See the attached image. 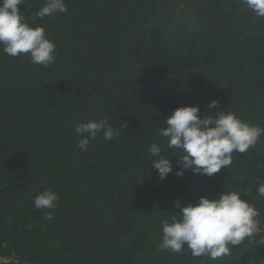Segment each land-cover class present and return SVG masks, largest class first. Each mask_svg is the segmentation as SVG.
<instances>
[{"label":"trees","instance_id":"obj_1","mask_svg":"<svg viewBox=\"0 0 264 264\" xmlns=\"http://www.w3.org/2000/svg\"><path fill=\"white\" fill-rule=\"evenodd\" d=\"M67 11L36 12L44 0L18 5L45 28L55 62L11 57L0 45V256L19 264H259L264 260V135L212 176L186 170L159 128L172 111L210 100L264 128V18L242 0H64ZM107 118L119 130L81 151L80 122ZM152 143L170 157L164 179L149 164ZM51 188L52 209L34 197ZM225 189L260 212V231L217 261L161 249V221L176 203Z\"/></svg>","mask_w":264,"mask_h":264},{"label":"clouds","instance_id":"obj_2","mask_svg":"<svg viewBox=\"0 0 264 264\" xmlns=\"http://www.w3.org/2000/svg\"><path fill=\"white\" fill-rule=\"evenodd\" d=\"M248 10L264 18V0H242ZM23 0H0V45L3 52L11 57L27 54L34 64L48 67L56 59V45L46 38L45 28L31 26L18 5ZM64 0H44L36 12L43 19L59 12H66ZM219 102L212 99L207 108H218L207 116L200 114L198 105H184L175 108L167 117L166 127L159 128L166 138L167 148L181 153L179 158L165 155L161 145L152 143L149 152L153 157L149 163L157 176L164 179L173 171L170 157H175L178 167L175 175L183 176L186 170L193 174L212 176L221 168L230 166L234 151L245 153L257 144L264 135V128L251 125L232 111H221ZM81 151L87 150L99 134L107 141L119 135L107 118L80 122L76 128ZM259 197H264V181L256 186ZM237 190L225 189L214 198L200 196L194 203H176L178 215L161 221V249L181 254L190 250L192 257L207 256L212 261L232 254L233 246H239L246 238H252L260 231V212L256 206L241 199ZM59 200V194L51 188L38 193L33 199L37 209H52ZM264 243V238L261 239ZM0 264H19L13 256H0ZM259 264H264L261 259Z\"/></svg>","mask_w":264,"mask_h":264}]
</instances>
